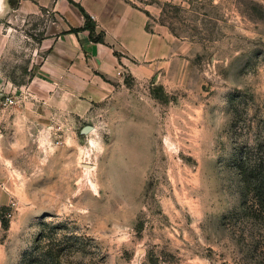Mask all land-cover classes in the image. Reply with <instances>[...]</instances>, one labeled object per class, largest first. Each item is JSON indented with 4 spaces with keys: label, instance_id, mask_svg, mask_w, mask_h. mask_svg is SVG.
Listing matches in <instances>:
<instances>
[{
    "label": "rangeland",
    "instance_id": "rangeland-1",
    "mask_svg": "<svg viewBox=\"0 0 264 264\" xmlns=\"http://www.w3.org/2000/svg\"><path fill=\"white\" fill-rule=\"evenodd\" d=\"M159 22L190 47L173 77H127L128 92L47 145L44 129L18 144L21 122L0 146L15 203L0 208V264L41 239L61 241L62 264H264V190L247 194L237 162L264 177V0L171 2ZM29 52L22 38L6 59L11 106L38 103Z\"/></svg>",
    "mask_w": 264,
    "mask_h": 264
},
{
    "label": "crops",
    "instance_id": "crops-1",
    "mask_svg": "<svg viewBox=\"0 0 264 264\" xmlns=\"http://www.w3.org/2000/svg\"><path fill=\"white\" fill-rule=\"evenodd\" d=\"M177 1L182 0H0V146L9 139L16 144L21 122L30 136L18 144L36 143L32 132L44 129L47 145L49 133L66 132L128 92L127 77L135 83L173 77L176 63L191 51L159 18L165 5ZM80 7L95 21L96 33L105 34V43L93 42L87 30L73 32L86 25ZM22 38L30 51L25 89L38 103L4 107L6 97L19 90L5 62ZM11 193L0 180V208L13 207Z\"/></svg>",
    "mask_w": 264,
    "mask_h": 264
},
{
    "label": "trees",
    "instance_id": "trees-1",
    "mask_svg": "<svg viewBox=\"0 0 264 264\" xmlns=\"http://www.w3.org/2000/svg\"><path fill=\"white\" fill-rule=\"evenodd\" d=\"M81 11L85 15L86 18V25L82 29H73V32H80V31H89L90 37L93 42L95 43H105V34L96 33V23L91 18V16L82 8L80 7ZM244 156L240 155L237 162H238V169L241 174V180L244 182L245 187L247 188L248 193H254L256 190L257 192L264 190V177L262 176L261 172L258 169V172H252L250 170L248 161L243 159ZM262 197L261 195H258ZM263 201H264V197ZM2 225L5 229L8 228L9 222L8 220L3 219ZM57 243H61V241H57ZM54 244V245H46L42 239L39 240V243L35 247V249L25 255L23 260V264H62V259L64 257V249L61 248V245Z\"/></svg>",
    "mask_w": 264,
    "mask_h": 264
},
{
    "label": "built area",
    "instance_id": "built-area-1",
    "mask_svg": "<svg viewBox=\"0 0 264 264\" xmlns=\"http://www.w3.org/2000/svg\"><path fill=\"white\" fill-rule=\"evenodd\" d=\"M12 104H14V98L13 97H6V99L4 101V106H9ZM60 143H61L60 141L57 142V144H60ZM13 206H15V203H13Z\"/></svg>",
    "mask_w": 264,
    "mask_h": 264
},
{
    "label": "water",
    "instance_id": "water-1",
    "mask_svg": "<svg viewBox=\"0 0 264 264\" xmlns=\"http://www.w3.org/2000/svg\"><path fill=\"white\" fill-rule=\"evenodd\" d=\"M93 128L92 127H85L83 132L84 133H88L89 131H91Z\"/></svg>",
    "mask_w": 264,
    "mask_h": 264
}]
</instances>
